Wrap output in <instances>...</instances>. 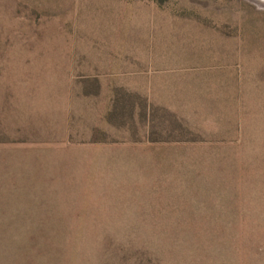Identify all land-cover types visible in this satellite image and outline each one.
I'll use <instances>...</instances> for the list:
<instances>
[{
	"label": "rangeland",
	"instance_id": "obj_1",
	"mask_svg": "<svg viewBox=\"0 0 264 264\" xmlns=\"http://www.w3.org/2000/svg\"><path fill=\"white\" fill-rule=\"evenodd\" d=\"M0 264H264V9L0 0Z\"/></svg>",
	"mask_w": 264,
	"mask_h": 264
},
{
	"label": "water",
	"instance_id": "obj_2",
	"mask_svg": "<svg viewBox=\"0 0 264 264\" xmlns=\"http://www.w3.org/2000/svg\"><path fill=\"white\" fill-rule=\"evenodd\" d=\"M253 3L255 6L264 9V0H248Z\"/></svg>",
	"mask_w": 264,
	"mask_h": 264
}]
</instances>
